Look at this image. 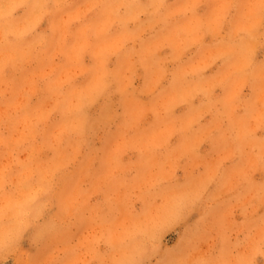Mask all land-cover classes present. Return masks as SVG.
Wrapping results in <instances>:
<instances>
[{
    "label": "rangeland",
    "instance_id": "obj_1",
    "mask_svg": "<svg viewBox=\"0 0 264 264\" xmlns=\"http://www.w3.org/2000/svg\"><path fill=\"white\" fill-rule=\"evenodd\" d=\"M0 264H264V0H0Z\"/></svg>",
    "mask_w": 264,
    "mask_h": 264
}]
</instances>
